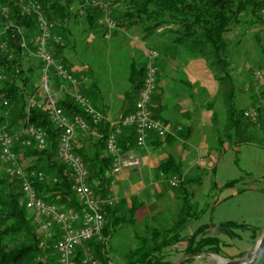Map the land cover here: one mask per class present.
<instances>
[{
    "label": "trees",
    "instance_id": "trees-1",
    "mask_svg": "<svg viewBox=\"0 0 264 264\" xmlns=\"http://www.w3.org/2000/svg\"><path fill=\"white\" fill-rule=\"evenodd\" d=\"M32 1L40 5L45 18L54 23L56 34L61 37V42L60 44L51 42L48 48L56 62L68 68V63L61 56L70 33L67 25L69 23L73 25L74 19L83 15L84 25L90 31H94V29H99L97 22L103 17V13L92 6L91 2L94 0ZM102 1L108 3L110 13L113 14L111 17L117 27L120 28V22L124 24L125 21L129 22V27H137L142 35L141 40L145 48L156 54L154 60L157 56L177 51L185 52L189 57L204 62L217 84V92L222 100L224 120L221 129H219L217 113L213 112L211 115V124L217 131L216 142L220 149L226 141L231 143L233 140L243 144L264 146V138H258L264 135V111L259 110L257 123H252L243 116L247 108L238 109L236 107L237 88L230 74L232 45L229 37V33L239 24V18L242 15H250L256 23L264 24V19L259 16L260 9L264 7V0ZM0 3L9 8L8 16L0 18V45L2 46L0 48V76L3 77L0 81V131H11L10 134L17 135L23 129L33 127L45 133L46 145L43 150H40L33 140L29 146H25L23 142L26 137H20L14 142L12 151L27 175L30 172L43 174L41 181L36 178L30 179L39 198L62 209L78 211L79 201L73 192L70 171L57 157L59 130L45 113L30 104L32 98L39 100L36 96L37 88L33 82L34 75L40 80L41 66L38 63L36 68H21L23 54L29 56L22 47V39L28 41L38 34L36 17L33 14L20 16L22 6L18 0H0ZM73 7H75L74 10ZM117 12H120L118 17L114 15ZM27 45L31 49V45ZM146 58V64L143 66L131 65L130 67L127 79L131 88L129 92L136 97L145 77L146 65L149 61L148 57ZM17 83H20V87ZM59 85L64 86V90L68 86L52 73V90L57 89ZM92 87H95L94 82ZM90 95L91 92L85 94L84 97L89 100ZM63 96L58 101V105L67 116L79 115L89 120L67 91L63 93ZM154 100L153 96L152 102ZM4 102L6 105L3 104ZM133 104L128 107L126 114L132 111ZM255 106L256 103H252L251 107ZM153 111L155 118L167 124L166 121L160 119L156 109ZM91 129L97 130V135L89 137L90 150L85 151L82 147L76 149V153L86 165L89 174L88 185L97 195L105 197L110 186L109 173L113 163L112 157L105 149V141L109 132L108 124L102 122L96 127L91 125ZM79 133L84 134L85 132ZM167 138L166 136L160 139L155 134H151L147 137L146 146L158 147ZM117 144L124 155L136 151L138 148L134 129L123 128L117 138ZM171 159L169 157L158 167L162 175H168L171 172ZM0 166H3L1 162ZM178 168L172 171L171 175L176 174L179 177L181 173ZM4 172H1L0 168V264H58L56 254H52L56 237L49 240L45 248L39 247L42 236L38 234L33 214L31 216L29 214L31 212L25 208L20 186L21 180L10 178ZM237 182L239 180L229 182L225 187L233 186ZM180 188L184 189L182 185ZM183 194H186L185 190ZM186 199L187 196H184V202L178 211L176 221L168 230L147 228L149 237L137 238L136 248L125 255L126 264H173L168 259L169 252L182 244L184 248L181 252L185 256L197 257L208 252L218 255V248L225 245L216 236L207 232L210 225L196 226L199 223L201 212L194 210V204L187 202ZM119 205L104 210V219L109 227L116 226L120 221L117 217ZM192 226L196 228L191 234L186 235L185 231ZM220 226L225 228V234L230 238L237 236L234 230L249 229L246 225L235 222H226ZM108 232L109 229L104 227L102 237L104 238ZM105 244L104 240L95 238L78 247L74 252L72 264H83L87 251L96 256L100 264H110L112 259L105 251Z\"/></svg>",
    "mask_w": 264,
    "mask_h": 264
},
{
    "label": "rangeland",
    "instance_id": "rangeland-1",
    "mask_svg": "<svg viewBox=\"0 0 264 264\" xmlns=\"http://www.w3.org/2000/svg\"><path fill=\"white\" fill-rule=\"evenodd\" d=\"M111 15L113 14L109 10L108 19L116 23ZM114 15L118 17L120 12ZM120 23L121 31L117 26L109 31L102 17L97 22L99 29L90 31L84 25V16L77 17L73 25L71 23L67 25L70 33L61 54L68 63V70L78 78L84 76L87 79L86 83L80 80V85L76 88L77 92L79 91L83 96L90 92L95 93L98 106L106 112L110 111L112 121L119 114H124L136 99V96L129 92L131 88L127 81L131 65L143 66L146 64V57L151 55V52L145 48L137 27H129L127 21L124 24ZM229 37L232 45L230 74L237 88L236 107L246 109L251 107L252 103L257 105L259 101L264 100V86L253 77L255 71L264 70V24L256 23L250 15H242L239 24L229 33ZM152 63L158 78L177 75L176 79L183 81L173 82L174 89H168V81L162 82V86L167 88L163 97V118L173 123L190 124L188 121H180L182 114L188 111L185 106H190L197 108L196 118L203 111L208 113L200 115V119L204 120L208 115L211 117L213 112L217 113L219 129H221L224 120L222 100L217 92V84L202 60L189 57L185 52L173 51L164 56H157ZM28 67L36 68L38 62L30 54L29 56L23 54L21 68ZM188 72L191 77H195L194 81L189 80ZM182 76L188 78V81L182 79ZM93 82L95 87H92ZM33 85L37 88L38 97L40 80L35 78V75ZM17 86L20 87V83H17ZM60 87L59 85L57 89H53L58 101L64 97L65 91L69 94L74 92V89L68 86L66 90ZM206 127H195L196 135H193L190 144L181 145L175 142L174 146L164 148L165 154L182 164L186 175L179 174L182 184L180 183L176 189L171 188L169 184L171 177L176 174L152 177V183H157L160 187L159 193L154 190V193L148 197L155 201L153 206L155 209L151 212L152 215L154 212L153 216L141 211L137 214L127 213L121 216L116 226L105 225L109 232L104 238L102 237V240L106 243L105 251L112 259L110 264H126L125 255L136 248L137 238L149 237L147 228L168 230L176 221L184 196H187V202L194 204V210L201 212L196 226L200 224L217 226V223L231 221L246 224L249 229L233 231L240 239L231 237L229 240L228 236H226L228 238L222 236L224 240L222 243L225 246L218 248L216 256L204 253L187 259V256L181 252L184 245H178V248H173L175 251L171 249L169 252L168 259L173 264L180 261L182 262L179 264H217L218 258L240 259L255 248L263 235L260 233L264 231V146L243 144L233 140L231 143L226 141L220 149L216 142L217 131L212 127ZM258 138L263 139L264 135ZM88 141L91 143L90 140ZM201 160L205 163L204 166L200 164ZM208 164L211 166L208 167ZM0 168L1 172H4V166ZM116 179L115 188H117ZM234 180L239 182L225 187ZM149 181L145 179L144 183ZM136 182L141 183L138 179ZM180 185L184 189H179ZM251 188H256L258 191L236 194L237 191H248ZM184 190L187 195L183 194ZM146 196L144 193L143 197ZM29 214L32 216V213ZM134 214L135 219L127 221L134 218ZM194 229L195 226H192L187 231L191 230L192 233ZM209 230L213 236H221L225 233V231L218 233L215 228L213 229V225ZM52 254H55L54 249ZM86 254L100 264L90 251ZM233 254L235 259L233 257L230 259L229 256ZM263 263L264 255L258 264Z\"/></svg>",
    "mask_w": 264,
    "mask_h": 264
},
{
    "label": "built area",
    "instance_id": "built-area-1",
    "mask_svg": "<svg viewBox=\"0 0 264 264\" xmlns=\"http://www.w3.org/2000/svg\"><path fill=\"white\" fill-rule=\"evenodd\" d=\"M87 1V0H84ZM22 6L20 16L33 14L36 17L38 34L28 41L22 39L23 49L34 57L41 66L39 100L32 98L30 104L36 106L47 115L51 123L59 130V146L57 157L70 171L72 188L75 197L79 201L80 209H62L55 204H49L38 197L30 183V179H43L42 173L30 172L28 175L22 170L17 162V156L12 151L14 142L20 137H26L23 144L29 146L31 140L37 143L38 148L43 150L46 145V135L39 129L27 127L17 135L0 131V162L4 166L5 173L10 178L21 180V190L24 197L25 208L33 214V221L37 226L38 233L42 236L39 243L40 248H45L47 242L54 237L53 249L57 256L58 264H72L75 250L85 243L98 239L102 240V231L105 227L104 210L114 207L119 200L113 195L115 178L124 169H136L141 166V160L133 153L122 154L117 138L123 128H133L136 136L138 149L146 147L147 137L155 134L163 139L169 133L168 124L155 118L152 98L157 86V72L152 61L156 58L155 53L148 56L149 62L146 65L145 77L142 87L134 101L130 113L121 115L118 119L106 120L104 116L96 111L90 101L80 92H77L80 80L86 83L84 76L76 77L63 64L56 62L53 54L49 51V43L60 44L61 37L56 34L54 23L48 21L41 11L38 3L32 0H18ZM92 6L103 13L107 30L115 29L114 22L108 19L109 5L102 0H94ZM82 11L80 12V14ZM9 14V8L0 3V18ZM259 16L264 19V7L260 9ZM1 36V32H0ZM107 38V36H105ZM31 45V49L28 45ZM0 48L2 46L0 45ZM68 85L74 92L70 94L74 103L82 109L89 120L79 115L67 116L59 107L55 93L51 87V74ZM253 77L264 86V70L255 71ZM3 79L0 76V81ZM61 86L60 89H63ZM6 105V103H3ZM264 111V100L259 101L255 107H249L243 112L244 118L252 123H257L258 111ZM108 124V135L105 141V149L113 159L109 173L110 186L105 197L97 195L88 185V171L82 158L76 153L78 149L77 132H88L90 126H98L100 123ZM162 176V174L160 175ZM182 180L178 176L171 177L169 184L171 188H177ZM83 264H98L92 257L85 255Z\"/></svg>",
    "mask_w": 264,
    "mask_h": 264
},
{
    "label": "crops",
    "instance_id": "crops-1",
    "mask_svg": "<svg viewBox=\"0 0 264 264\" xmlns=\"http://www.w3.org/2000/svg\"><path fill=\"white\" fill-rule=\"evenodd\" d=\"M119 30L121 31V28ZM187 74H188L190 81L195 80V77L194 76L191 77L189 72ZM176 78H177V75H174V76L166 75V76L157 78V86H156V90H155L156 92L154 93L155 94L154 95L155 100L152 102L153 107H154V109L157 110V113H158V116L160 117V119H162L163 121H166L168 126H169V133L167 134L168 138L166 140H164L165 142L162 143L158 147H147L146 146L143 149H137L136 151L131 152L141 160V166L139 168H136V169H129V170L124 169L116 177L117 178L116 179V181H117L116 187L117 188H115V186H114L113 195L119 200L118 204H120V205L117 208V217L119 219L121 218V216H123L127 213L128 214H130V213H136L137 214L139 211H141V213H147L148 216H151L152 215L151 212L155 209L153 207V206H155L154 205L155 201H153V199H151V198L148 199V197L154 193V190H156L157 193H159V190H160L159 189L160 187L158 186L157 183H154V184L152 183V181H151L152 177L153 176L160 177L161 173L158 171V167L162 163L166 162L169 159V157H171L170 155H167L163 152L164 148H170V147L174 146L175 142H178L181 145L190 144L194 138L193 135H196V132H195L196 126H199V127L202 126V128L203 127L205 128L206 126L213 128V126L211 124L210 115H208V118L206 120H204L203 118L200 119V115L201 114L207 115L208 114L207 112H204L203 110H202L203 112L200 111L201 113L199 114L198 118H196L195 116H196L198 110H197V108H193V107L190 108V106H185V108L188 111L183 113L182 117L180 119V121H183V120L188 121L190 124H187V123L182 124L181 122L173 123V122H169L168 119L162 117V112L164 111L163 97L166 95L165 91L167 89L165 86H162V84H163L162 82L164 80H165V82L168 81V89H171V88L174 89L175 85L173 84V82H175L177 80L179 81V83L183 82L182 80L180 81L179 79H176ZM182 79H184L185 81H188V78L185 79L183 76H182ZM172 84H173V86H172ZM170 86H172V87H170ZM89 100H90L91 105L94 107V109L96 111L100 112L106 120H112L110 117V114H111L110 111L106 112L105 110H102L101 106H98V103L96 102V99H95V93H91ZM125 112H124V114H126ZM189 113L191 115H189ZM124 114H119L118 116H116L113 119V121L116 120L117 117H120L121 115H124ZM96 135H97V130H95V129H91L88 132H85L84 134H80L78 131V133L76 134L78 149L83 147V149L85 148L86 151H89L90 147H91V143H89V141H88L89 137H95ZM170 162H171L170 163V166H171L170 171L171 172L174 170H177V168L180 167V169L179 168L178 169L180 170L181 175H183V176L186 175L185 171L183 170L181 163L177 162L173 158L171 159ZM200 164L202 166L205 165V163H203L202 160L200 161ZM209 166H211V165L208 164V167ZM171 172H169V173H171ZM131 174H133L134 176ZM137 179L141 183L137 184V182H136ZM145 179H149L150 181L148 183H144ZM257 191H258V189L251 188L248 191H243V192L237 191L236 194L240 195V194H245L247 192H257ZM144 193H146V195H147L146 197H143ZM146 199H148L147 202H146ZM173 199H175V198H173ZM156 213L158 214L159 212H156ZM153 215H154V212H153ZM135 217H136V215L134 214V218L128 219L127 221H133L135 219ZM226 222H231V221H226ZM226 222L217 223V225L220 226V224H223ZM238 224L246 225V224H242V223H238ZM212 225H213V229H214L215 224H211V226L209 228H211ZM187 230L185 231L186 235L191 234V232H190L191 230H189V231H187ZM209 231L210 230L208 229L207 232H209ZM263 233H264V231H263ZM263 233H260V235ZM222 236L226 237L228 235H226L224 233V234H221V236H216V237L221 242H224ZM228 237H226V238H228ZM235 238H239V235H237ZM256 239H258V237ZM229 240H230V237H229ZM227 241H228V239H227ZM234 256H235V254H233V256H229V257H230V259L232 257H233V259H235Z\"/></svg>",
    "mask_w": 264,
    "mask_h": 264
},
{
    "label": "water",
    "instance_id": "water-1",
    "mask_svg": "<svg viewBox=\"0 0 264 264\" xmlns=\"http://www.w3.org/2000/svg\"><path fill=\"white\" fill-rule=\"evenodd\" d=\"M215 230L218 233H223L225 231V228L217 225V226H215ZM209 254H212V253H209ZM212 255H214V254H212ZM263 255H264V233L261 236V238L259 239V241L257 242L255 248L251 252L246 254L243 258L235 259V260H224V259L218 258L217 264H258V262L260 261V259L262 258ZM214 256H216V255H214ZM194 257L195 256H193V255H189V256H187V259L194 258ZM181 262L182 261H180L176 264H179Z\"/></svg>",
    "mask_w": 264,
    "mask_h": 264
}]
</instances>
